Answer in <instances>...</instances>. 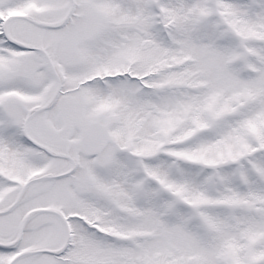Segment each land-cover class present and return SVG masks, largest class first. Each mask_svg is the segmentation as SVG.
<instances>
[{"label":"snow or ice","instance_id":"snow-or-ice-1","mask_svg":"<svg viewBox=\"0 0 264 264\" xmlns=\"http://www.w3.org/2000/svg\"><path fill=\"white\" fill-rule=\"evenodd\" d=\"M0 264H264V0H0Z\"/></svg>","mask_w":264,"mask_h":264}]
</instances>
